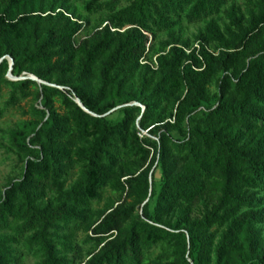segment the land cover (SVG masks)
<instances>
[{
	"label": "trees",
	"instance_id": "obj_1",
	"mask_svg": "<svg viewBox=\"0 0 264 264\" xmlns=\"http://www.w3.org/2000/svg\"><path fill=\"white\" fill-rule=\"evenodd\" d=\"M83 10L0 0V118L43 107L11 133L22 167L0 192V264H264V0ZM7 57L44 84L9 81ZM108 189L119 201L94 209Z\"/></svg>",
	"mask_w": 264,
	"mask_h": 264
},
{
	"label": "rangeland",
	"instance_id": "obj_2",
	"mask_svg": "<svg viewBox=\"0 0 264 264\" xmlns=\"http://www.w3.org/2000/svg\"><path fill=\"white\" fill-rule=\"evenodd\" d=\"M56 0H47L50 4L55 2ZM87 0H59L62 5L71 6L73 9L77 10L78 15H86L84 13V5ZM238 2H243V0H238ZM100 22V16H95L92 18L93 25H96ZM205 26V23L198 24V25H181L179 26L176 31L181 28L182 34L186 39H192L198 31H200ZM167 37V35H163L162 38ZM27 75H22L20 77H16L12 75L9 77V73L7 75V79L12 82L24 81ZM10 89H4L3 93L4 96L0 101V110L5 107V103L8 99V94ZM217 93V88H212V94ZM217 104V99H214L209 104H203L201 110L207 111L214 107ZM120 106L114 111L108 113L106 116L109 120L113 122H119L122 117V110L127 107ZM36 110H43L42 101H36L34 98H31L27 101L22 102L19 106L15 108H9L5 110L3 117L0 118V192H4L5 189L10 185L11 180L20 179L21 167L22 164L19 162V158L17 156V150L15 147L12 146L11 140V133L16 130H28L30 128L35 127L36 125H32L36 122L34 119L33 113ZM32 125V126H30ZM76 179V177L74 178ZM151 183L155 184L153 192L155 190V194L159 192V188L161 185V172L158 169V163L155 164L153 167L151 174H150ZM155 200V199H154ZM118 202L119 198L116 194H114L110 189L106 190L103 196V200L101 203L96 204L94 209L99 211L104 210L111 202ZM154 204H150V209L153 210ZM91 237V232L83 231L79 234L78 240L79 241H87ZM35 259H29L28 264H34Z\"/></svg>",
	"mask_w": 264,
	"mask_h": 264
},
{
	"label": "water",
	"instance_id": "obj_3",
	"mask_svg": "<svg viewBox=\"0 0 264 264\" xmlns=\"http://www.w3.org/2000/svg\"><path fill=\"white\" fill-rule=\"evenodd\" d=\"M7 59L9 60V63H10V71H9V77H12V69H13V60L10 58V57H7ZM2 63V60H0V64ZM27 79H31L33 81H36L37 83L39 84H44L42 81L38 80L36 77L32 76V75H28L24 80H27ZM18 81V80H17ZM76 103L82 108L84 109L85 112H87V110L84 108V106L82 105V103L78 100V99H75Z\"/></svg>",
	"mask_w": 264,
	"mask_h": 264
}]
</instances>
